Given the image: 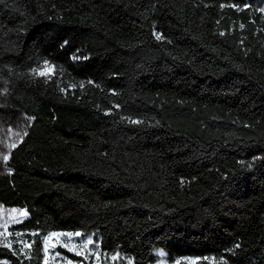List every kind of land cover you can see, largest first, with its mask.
<instances>
[{
    "label": "trees",
    "instance_id": "obj_1",
    "mask_svg": "<svg viewBox=\"0 0 264 264\" xmlns=\"http://www.w3.org/2000/svg\"><path fill=\"white\" fill-rule=\"evenodd\" d=\"M0 76V264H264V0H0Z\"/></svg>",
    "mask_w": 264,
    "mask_h": 264
},
{
    "label": "rangeland",
    "instance_id": "obj_2",
    "mask_svg": "<svg viewBox=\"0 0 264 264\" xmlns=\"http://www.w3.org/2000/svg\"><path fill=\"white\" fill-rule=\"evenodd\" d=\"M3 81L4 79L0 76V83ZM27 125V120L24 118H18L12 123L0 118V152H11L14 148L9 149L6 145L20 143V137L14 135V133L20 132L21 136L24 137L23 132L26 131ZM9 129H11V132H9ZM7 172V163L0 157V174ZM26 219H28V215L24 210L18 208L6 209L0 205V244L16 245L25 253L29 248V242L24 235L17 233L14 229ZM57 234V236H50L49 234L43 238L44 264H80L72 262L61 250L85 260H92L95 264H99L103 259L99 243L95 242L91 236H83L81 233L80 236H68L66 232ZM89 239H91V243H88ZM161 253L157 252V255L162 258L157 264H169L163 260L164 255H161ZM190 261L194 263V260Z\"/></svg>",
    "mask_w": 264,
    "mask_h": 264
},
{
    "label": "snow or ice",
    "instance_id": "obj_3",
    "mask_svg": "<svg viewBox=\"0 0 264 264\" xmlns=\"http://www.w3.org/2000/svg\"><path fill=\"white\" fill-rule=\"evenodd\" d=\"M157 38L159 39L160 37H159V35H157ZM47 61H45V64L47 65ZM35 71V70H34ZM44 73H41V75H43ZM4 91H6V89L4 90ZM29 120H31V119H34V118H28ZM9 132H11V129H9ZM14 135H16V136H18V137H20V139L22 140L23 139V137L21 136V134H20V132H15L14 133ZM23 135H27V132L26 131H24L23 132ZM9 149H12V148H15L16 147V144L15 143H12V144H8V145H6ZM0 157H2L3 158V161L5 162V163H7V161L10 159V151H9V153H3V152H0ZM14 211V210H13ZM58 234L57 233H51L50 234V236H57ZM66 235H68V236H72V235H75V236H80L81 234L79 233V232H77V233H67ZM47 239V238H46ZM88 243H91V239H89L88 240ZM161 255H164L163 253H161ZM130 264H131V262H130Z\"/></svg>",
    "mask_w": 264,
    "mask_h": 264
}]
</instances>
